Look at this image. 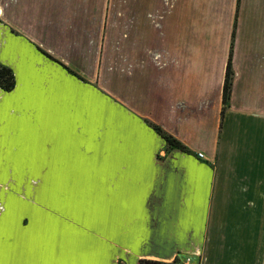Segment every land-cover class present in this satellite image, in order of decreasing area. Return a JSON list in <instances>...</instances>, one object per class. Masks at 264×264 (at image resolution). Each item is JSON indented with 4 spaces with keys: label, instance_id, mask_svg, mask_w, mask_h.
I'll return each mask as SVG.
<instances>
[{
    "label": "crops",
    "instance_id": "obj_1",
    "mask_svg": "<svg viewBox=\"0 0 264 264\" xmlns=\"http://www.w3.org/2000/svg\"><path fill=\"white\" fill-rule=\"evenodd\" d=\"M0 64V264H264V0H1Z\"/></svg>",
    "mask_w": 264,
    "mask_h": 264
},
{
    "label": "rangeland",
    "instance_id": "obj_2",
    "mask_svg": "<svg viewBox=\"0 0 264 264\" xmlns=\"http://www.w3.org/2000/svg\"><path fill=\"white\" fill-rule=\"evenodd\" d=\"M73 75L75 74L73 73ZM46 176L47 172H43L41 180L45 179ZM8 179V184L4 180V182L0 185V228H6L8 230V235L4 238H7L6 241L8 243H12L16 240L17 228L22 226V222L26 227H38V223H32L30 216L25 217V219L21 218L20 214L18 213V205L20 204L21 199L25 198L30 202L39 201L47 209L49 189L48 187L40 186L39 181L37 182V180L32 177L31 173L30 175H27V173L18 174L16 172L9 171ZM20 184L25 185L24 187L19 188ZM37 221H39V219H37ZM183 256L187 255L180 253L177 255L175 260Z\"/></svg>",
    "mask_w": 264,
    "mask_h": 264
},
{
    "label": "trees",
    "instance_id": "obj_3",
    "mask_svg": "<svg viewBox=\"0 0 264 264\" xmlns=\"http://www.w3.org/2000/svg\"><path fill=\"white\" fill-rule=\"evenodd\" d=\"M73 74L72 72H70ZM234 80V70L232 67V52L230 53L229 60L226 67V74H225V82L223 88V110H222V120L224 119L226 110L229 106V102L231 100V93H232V85ZM16 86L15 76L11 69L5 67L4 65L0 64V89L5 92H11L14 90ZM154 131L160 135L168 145L169 149H177L184 153H189V150L185 145H183L180 141L172 137L171 135L164 132L161 128L156 125L149 124ZM139 264H176V261L166 263V262H159L153 260H141Z\"/></svg>",
    "mask_w": 264,
    "mask_h": 264
},
{
    "label": "built area",
    "instance_id": "obj_4",
    "mask_svg": "<svg viewBox=\"0 0 264 264\" xmlns=\"http://www.w3.org/2000/svg\"><path fill=\"white\" fill-rule=\"evenodd\" d=\"M199 158H203L202 154H199ZM175 261L176 264H198L192 256H183Z\"/></svg>",
    "mask_w": 264,
    "mask_h": 264
}]
</instances>
